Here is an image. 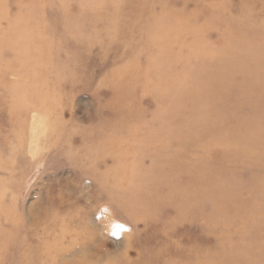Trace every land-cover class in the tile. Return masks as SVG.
Listing matches in <instances>:
<instances>
[{"label": "rangeland", "instance_id": "obj_1", "mask_svg": "<svg viewBox=\"0 0 264 264\" xmlns=\"http://www.w3.org/2000/svg\"><path fill=\"white\" fill-rule=\"evenodd\" d=\"M0 163V235L35 205L90 264H264V0H0Z\"/></svg>", "mask_w": 264, "mask_h": 264}, {"label": "bare ground", "instance_id": "obj_2", "mask_svg": "<svg viewBox=\"0 0 264 264\" xmlns=\"http://www.w3.org/2000/svg\"><path fill=\"white\" fill-rule=\"evenodd\" d=\"M177 35H179V33ZM162 38L163 37H161V39ZM193 50L195 51L197 49L193 48ZM223 54L224 56H228V53L226 52H223ZM221 71H223V69ZM31 133L32 134L29 135L27 141L28 153L34 150V147H32L31 145L34 143L36 146L38 142L36 132L31 131ZM46 134L50 135L51 133L48 132ZM52 139H56V136L44 137L43 142L46 143L48 140ZM57 141H59L58 138ZM25 143L26 140L23 139L21 140L19 146H23ZM65 152L66 157L70 159L73 157L69 150ZM3 165L4 164L0 163V167H3ZM81 166H83V164H81ZM76 207L73 206L69 210L71 212L77 211ZM36 208L37 206L35 205L30 208L29 216L31 217V220L35 225H42L45 222V229L40 230L41 234H38L40 231L37 233L28 232L26 234H23L24 236L21 237H18L17 234L13 236H7L5 233L1 234L0 264H90V254H87L88 252H90V228H88V226L86 225L84 226L83 221H81V219L77 217L79 226L78 228L73 229L71 224L75 221V217L72 215H68L71 218H68L67 216L65 221H61V219H58V217L55 215L50 216L53 219L51 222H48L47 219L44 218L42 221L40 220V217L34 215V212H36ZM15 218H17V216H15L14 211L8 210V208H6L5 206L3 207L2 198H0V226H10V228L14 230V232L20 230L21 226H17V228H15L12 225L15 223ZM84 231L85 233L83 236ZM10 238L13 241H11ZM80 253H84L85 256H79L78 254ZM108 261L111 262V259ZM124 264H126V261L124 262Z\"/></svg>", "mask_w": 264, "mask_h": 264}]
</instances>
